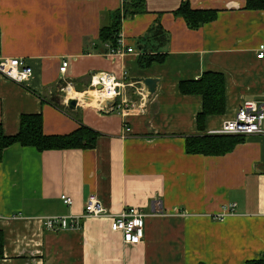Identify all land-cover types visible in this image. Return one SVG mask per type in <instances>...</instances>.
<instances>
[{
	"label": "crops",
	"instance_id": "0c3cea01",
	"mask_svg": "<svg viewBox=\"0 0 264 264\" xmlns=\"http://www.w3.org/2000/svg\"><path fill=\"white\" fill-rule=\"evenodd\" d=\"M142 1L144 12L123 20L119 41L135 52L119 56L99 35L124 0H0V59H24L33 71L23 82L0 73L4 133L18 134L21 117L32 114L42 115L47 135L70 134L80 123L100 133L93 149L39 152L16 144L5 150L0 264H246L264 254V135L244 137L224 156L188 154L186 138L200 134L202 98L180 93L182 82L204 72L224 75L226 112L207 118L209 135L245 102L264 100V59L257 58L264 10L248 9V0ZM183 2L216 10L217 19L192 30L175 15ZM148 54L166 59L141 67L140 57ZM64 59L69 67L62 74ZM104 73L118 81L126 76L127 83L159 82L154 94L139 83L127 87L135 105L113 111L101 110L93 96L95 102L85 104L88 90L77 97L72 88L65 97L80 101L72 111L78 119L53 101L61 81L90 89ZM62 195L73 204L65 205ZM90 197L112 214L142 209L143 241L125 244L107 218H87L81 229L43 227L47 216L83 215ZM232 203L236 210L217 219Z\"/></svg>",
	"mask_w": 264,
	"mask_h": 264
},
{
	"label": "trees",
	"instance_id": "16d2710c",
	"mask_svg": "<svg viewBox=\"0 0 264 264\" xmlns=\"http://www.w3.org/2000/svg\"><path fill=\"white\" fill-rule=\"evenodd\" d=\"M250 10H264V0H248ZM144 12L142 0H130L124 3L123 11L112 14V21L100 30L99 40L109 44V50H116L121 39L122 22L127 17H133ZM182 17L187 26L198 30L217 19L216 10H194L190 3L183 2L175 12ZM1 52V32H0ZM106 50L104 53H107ZM165 54L142 55L139 59L141 67H149L153 63H163ZM180 93L186 96H201L202 111L197 115L199 135L186 138V151L191 155L224 156L231 153L237 145L243 142L242 136L206 134L205 126L210 116H222L226 112V81L221 73L204 72L198 79L184 81L180 84ZM78 119V114L62 107ZM100 133L80 123V127L67 135H47L43 128V117L40 114L23 115L18 134L9 136L0 125V162L6 149L20 144L32 147L39 152L68 149H93L96 147ZM4 258V235L0 231V259ZM246 264H264V254L259 259L247 261Z\"/></svg>",
	"mask_w": 264,
	"mask_h": 264
},
{
	"label": "built area",
	"instance_id": "2783aa9c",
	"mask_svg": "<svg viewBox=\"0 0 264 264\" xmlns=\"http://www.w3.org/2000/svg\"><path fill=\"white\" fill-rule=\"evenodd\" d=\"M126 1V0H124ZM121 41V40H120ZM120 43V42H119ZM112 55L124 56L127 53H134V48L125 49L120 45L116 50H109ZM258 59H264V44L259 47ZM69 67V61L64 59L60 67V72L65 74ZM32 68L27 64L24 59H0V73L7 78L17 82H23L28 76L32 74ZM93 80L91 93L100 92L102 98L100 102L106 100L117 101V106H134L128 101L126 89L133 86L134 83H127L126 76L122 81H118L112 74H100ZM102 85V90H97V86ZM71 86V85H70ZM71 86L70 89H72ZM142 92V90H141ZM141 92L139 94H141ZM80 102V101H79ZM98 106V102H95ZM116 107H107L105 111H113ZM264 100L247 101L241 111L236 116L224 123L221 130L214 134L231 135V136H254L264 135ZM129 131V128H127ZM61 200L65 205H72L73 199L67 195H62ZM157 207L162 210V205L157 202ZM237 208L235 203L223 207L222 213L217 219L222 220L226 216L233 213ZM87 218H107L110 221L111 231L120 233L123 237L125 244L137 245L141 243L145 236V220L146 214L140 208H127L119 214L108 213L103 207L100 200L96 197H90L85 205L84 214L80 216H47L42 219L43 227L49 231H61L68 229H81L82 221Z\"/></svg>",
	"mask_w": 264,
	"mask_h": 264
},
{
	"label": "water",
	"instance_id": "95a60500",
	"mask_svg": "<svg viewBox=\"0 0 264 264\" xmlns=\"http://www.w3.org/2000/svg\"><path fill=\"white\" fill-rule=\"evenodd\" d=\"M133 82L143 85L150 94H154L159 81L158 79L153 78H135L133 79ZM70 88L71 86L69 81H61V84L57 86L56 92L54 93L53 101L58 105L65 104L70 111H75L79 105V100L76 98L66 99L65 97L70 94L72 90ZM73 88L79 94H86L87 88L85 85L78 84L73 86ZM96 89L102 90V85H98ZM81 101L85 104L93 103V101L95 102L94 98H92L89 94L84 95V97L81 98ZM97 104L101 109H105L107 107H116L117 101L106 100L104 102H98Z\"/></svg>",
	"mask_w": 264,
	"mask_h": 264
},
{
	"label": "rangeland",
	"instance_id": "374dc122",
	"mask_svg": "<svg viewBox=\"0 0 264 264\" xmlns=\"http://www.w3.org/2000/svg\"><path fill=\"white\" fill-rule=\"evenodd\" d=\"M88 90V94L90 95V96H93V97H95L96 99H97V101H100L101 100V97H99V96H97L98 95V93H96V92H92L91 93V89H87Z\"/></svg>",
	"mask_w": 264,
	"mask_h": 264
},
{
	"label": "bare ground",
	"instance_id": "6f19581e",
	"mask_svg": "<svg viewBox=\"0 0 264 264\" xmlns=\"http://www.w3.org/2000/svg\"><path fill=\"white\" fill-rule=\"evenodd\" d=\"M72 92H74V91H72ZM72 92H71V93H72ZM71 93H70V94H71ZM75 93H76V92H75ZM96 93H98L97 96H99V97L102 98V93H100V92H96ZM80 95H81V94H76L77 97H79ZM70 98H72V97H70ZM221 129H222V128H221ZM221 129H220V130H221ZM216 135H220V134H216ZM230 136H231V135H230ZM254 136H255V135H254ZM242 137H243V136H242ZM247 137H249V136H247Z\"/></svg>",
	"mask_w": 264,
	"mask_h": 264
}]
</instances>
